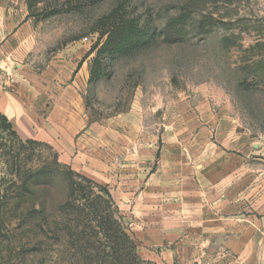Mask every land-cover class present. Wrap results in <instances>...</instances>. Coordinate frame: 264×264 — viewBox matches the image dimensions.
I'll return each instance as SVG.
<instances>
[{"label": "crops", "instance_id": "crops-1", "mask_svg": "<svg viewBox=\"0 0 264 264\" xmlns=\"http://www.w3.org/2000/svg\"><path fill=\"white\" fill-rule=\"evenodd\" d=\"M17 81L0 90V113L109 190L143 260L264 264V133L205 105L161 123L90 121L75 88L48 89L46 75Z\"/></svg>", "mask_w": 264, "mask_h": 264}, {"label": "rangeland", "instance_id": "rangeland-1", "mask_svg": "<svg viewBox=\"0 0 264 264\" xmlns=\"http://www.w3.org/2000/svg\"><path fill=\"white\" fill-rule=\"evenodd\" d=\"M117 1L37 21L25 0H0V90L11 92L22 73L46 75L48 89L80 93L90 121L137 117L161 123L167 113L198 114L205 105L212 111L227 107L252 132L264 133V95L243 99L235 92L240 65L264 58V0H130L133 12L158 28L184 8L223 17L225 26L179 45L159 40L110 62L107 77L89 84L95 54H87L98 39L93 26ZM36 190L19 207H0V264H96L84 252L89 245L104 258L89 208H78L62 182Z\"/></svg>", "mask_w": 264, "mask_h": 264}, {"label": "trees", "instance_id": "trees-1", "mask_svg": "<svg viewBox=\"0 0 264 264\" xmlns=\"http://www.w3.org/2000/svg\"><path fill=\"white\" fill-rule=\"evenodd\" d=\"M105 1L25 0L29 17L37 21L83 12ZM219 25L225 26L223 17L184 8L168 19L164 27L158 28L152 20L136 15L130 0H118L93 26L92 31L98 39L87 54V57L95 54L88 83L94 84L107 77L106 68L118 58L149 49L159 40L166 45L187 43L194 36L211 34ZM252 50L253 47L248 52L251 54ZM236 74L237 97L245 99L264 95V58L244 61ZM0 174L3 175L0 180V207L10 202L19 207L35 196L37 188L62 182L70 195L75 197L78 208H89V215L95 224L94 234L97 241L105 246L104 258L103 254L95 252L94 246H85L84 252L92 263L99 264L102 259L100 264H152L139 256L136 243L119 216L109 190L60 163L58 153L49 144L23 139L3 113H0ZM3 181L10 182L11 186L2 188L6 184Z\"/></svg>", "mask_w": 264, "mask_h": 264}]
</instances>
